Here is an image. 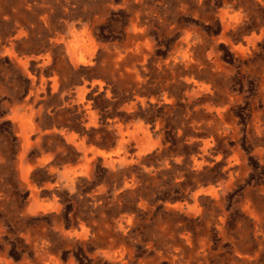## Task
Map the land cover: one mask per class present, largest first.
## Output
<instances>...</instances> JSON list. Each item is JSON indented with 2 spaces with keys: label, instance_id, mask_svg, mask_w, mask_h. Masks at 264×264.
<instances>
[{
  "label": "rangeland",
  "instance_id": "obj_1",
  "mask_svg": "<svg viewBox=\"0 0 264 264\" xmlns=\"http://www.w3.org/2000/svg\"><path fill=\"white\" fill-rule=\"evenodd\" d=\"M1 124L0 264H264V0H0Z\"/></svg>",
  "mask_w": 264,
  "mask_h": 264
},
{
  "label": "trees",
  "instance_id": "obj_2",
  "mask_svg": "<svg viewBox=\"0 0 264 264\" xmlns=\"http://www.w3.org/2000/svg\"><path fill=\"white\" fill-rule=\"evenodd\" d=\"M0 126H3V124H1ZM1 128V127H0ZM1 131H0V137H2V135H4L3 133V130L2 129H0ZM126 210V208L125 207H122L121 208V211H125Z\"/></svg>",
  "mask_w": 264,
  "mask_h": 264
}]
</instances>
